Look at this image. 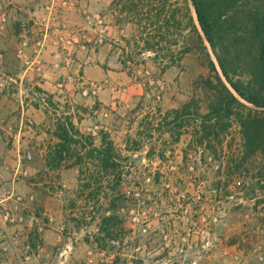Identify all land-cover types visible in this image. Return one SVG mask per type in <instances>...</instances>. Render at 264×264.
Returning a JSON list of instances; mask_svg holds the SVG:
<instances>
[{"label": "rangeland", "instance_id": "rangeland-1", "mask_svg": "<svg viewBox=\"0 0 264 264\" xmlns=\"http://www.w3.org/2000/svg\"><path fill=\"white\" fill-rule=\"evenodd\" d=\"M6 1L11 8L7 26L16 35H27L31 24L25 10L29 5L19 7ZM38 2L35 0L31 9ZM108 3L109 0H76L75 6H80L78 19H84L85 10L98 13L108 25L101 44H108L111 36L116 39L111 44L107 66L113 72L111 80L89 81L100 87L95 96L89 97L81 96L78 87L67 86L59 90V97H52V106L46 104L51 95L34 89L25 93L26 100L33 106L38 104L42 112L47 109L50 115L53 108L56 116L66 112L82 133L95 135L103 130L122 148L125 134H133L147 112H165L189 100H196L204 112L208 97L204 82L210 76L206 54L216 62L207 47L192 49L178 65L164 71L148 55H134L132 61L121 65L119 60L125 55L120 50V39L131 30L130 26L116 25ZM23 39L19 37L16 43ZM11 86L16 90V84L8 80L6 87ZM45 122L44 117L38 133L26 138L24 144H17V150L28 149L32 159L26 164L27 168L30 166L27 177L14 181L24 183L29 191L16 190L33 195L36 214L44 224L46 216L53 219L44 230H50L58 242L66 238L74 244L78 236L93 246L94 257L89 264H264V176L257 173L261 166L258 154L232 173L233 160L227 169L223 167L228 163L225 159L221 164L201 153V149L194 153L193 148L187 149L185 134L175 144L167 142L161 147L154 143L156 149L164 148V152L159 159L160 149L156 150L151 163L144 157L149 143H144L140 151L131 155V161L142 164L145 176L158 174V182L150 185L151 180L139 181L133 191L140 200L139 206L124 220L123 228L117 227L113 236H95L97 221L86 224L74 219L80 212L91 210V205L85 206L75 195L76 170L43 166L48 139L45 130L49 124ZM232 135L230 143L234 149L238 136L234 130ZM13 148L11 141L5 146L6 150Z\"/></svg>", "mask_w": 264, "mask_h": 264}, {"label": "trees", "instance_id": "trees-1", "mask_svg": "<svg viewBox=\"0 0 264 264\" xmlns=\"http://www.w3.org/2000/svg\"><path fill=\"white\" fill-rule=\"evenodd\" d=\"M109 10L116 25L131 30L120 39L125 55L121 65L134 55H148L164 71L192 49L207 47L216 64L207 53L210 76L204 82L208 92L204 112L196 100L165 112L158 109L157 114L147 112L135 132L125 134L122 148L103 130L82 133L66 112L56 116L55 108L50 115L43 110L49 122L43 166L75 169V195L85 206L91 205L90 212H80L74 219L97 221L95 236H113L139 206L133 192L139 181L158 182V174L145 176L142 164L132 162L131 155L149 143L144 157L151 163L160 149L155 144H175L183 134L188 136L187 149L194 153L201 149L221 164L225 159L227 169L233 160L232 173L258 154L257 173L264 176V0H111ZM46 104L55 105L52 96ZM233 130L238 136L234 149ZM158 151L160 159L164 148Z\"/></svg>", "mask_w": 264, "mask_h": 264}, {"label": "crops", "instance_id": "crops-1", "mask_svg": "<svg viewBox=\"0 0 264 264\" xmlns=\"http://www.w3.org/2000/svg\"><path fill=\"white\" fill-rule=\"evenodd\" d=\"M10 1L19 7L29 5L30 8L26 9L25 12L31 25L28 28L29 33L27 35H16L10 27L6 26L0 36V52L4 55L3 60L0 61V184L10 182L12 178V167L15 165L17 144L19 142L24 144L26 138L36 135L39 126L43 122V112L39 107L35 108L30 104V100H26L27 94L25 92L38 88L52 97H59L60 92L55 87L57 80L73 74L81 75L84 82L111 80L113 72L107 66L110 65L111 61L109 57L111 44L116 41L111 36L108 44L95 45L94 52L90 51L89 53L92 57V63L89 65L83 64L85 53L77 50L75 52V63L67 68L63 65L62 50L52 43L53 36H49L41 51V58L46 70L43 76H40L37 72L20 66L15 58V47L17 46V39L22 36L23 40L27 41V51L30 52L33 47V34L44 29L47 16L41 14L40 17L43 20H40L38 16L34 17L35 12L31 7H34L35 0ZM77 5L74 8L54 14L53 19L49 22V31L55 25H62L67 29H79L89 39L94 40L97 37L96 34H92L94 31L86 26L83 17L82 19L77 18L79 17L77 9L80 8ZM35 23L38 24L36 25ZM8 80L16 84V90L12 86L10 89L6 87ZM32 93L33 91H30V94ZM25 121L32 123L34 127H30ZM9 141L12 142L15 149H5ZM12 164L13 166H11ZM29 168L30 166L27 168L28 171ZM14 187L22 192L27 193L29 191V188L22 182L14 183ZM41 238L45 246L46 256L43 257L40 264H89L93 261V246L89 247L88 244L78 239V236L75 238L76 242L74 241V244L66 238L58 242V239L50 230H44ZM0 264H7L1 255Z\"/></svg>", "mask_w": 264, "mask_h": 264}, {"label": "built area", "instance_id": "built-area-1", "mask_svg": "<svg viewBox=\"0 0 264 264\" xmlns=\"http://www.w3.org/2000/svg\"><path fill=\"white\" fill-rule=\"evenodd\" d=\"M75 3L76 0H39L36 9L33 10L34 17L38 16L40 20H43L40 15L45 14L47 16L46 26L44 29L34 32L33 47L30 52L27 51L26 40L19 42L15 47V58L21 67L43 76L46 69L41 58V51L49 36H53L52 43L62 50L65 67H71L75 63L77 50L85 53L83 64L92 63L89 53L90 51L94 52L95 45L103 42L108 31V25L98 13L82 11L86 26L97 36L94 40L89 39L79 29H67L62 25H55L49 31V22L53 19V15L61 10L74 8ZM10 10V2L0 0V36L8 24ZM3 57V53L0 52V61L3 60ZM67 86L78 87L79 93L83 97L95 96L100 89L99 85L93 82H84L79 74L59 79L55 84L58 90ZM31 159L32 156L28 149L21 152L17 150L11 180L0 184V255L7 264H40V261L46 256L41 234L44 227L50 225L53 219L46 216L47 223L44 224L36 214L33 195L30 193L21 194L14 187L15 180L27 177L26 164Z\"/></svg>", "mask_w": 264, "mask_h": 264}]
</instances>
